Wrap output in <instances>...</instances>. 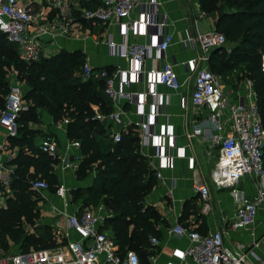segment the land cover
Returning <instances> with one entry per match:
<instances>
[{"label":"built area","instance_id":"built-area-1","mask_svg":"<svg viewBox=\"0 0 264 264\" xmlns=\"http://www.w3.org/2000/svg\"><path fill=\"white\" fill-rule=\"evenodd\" d=\"M56 9L58 18L53 29L56 34L67 35L72 25L82 21L88 23L117 24L118 32L123 37V44H116L113 36L106 38L112 54L127 58L132 66L128 69L117 68L109 73L105 68L94 72V68L85 61L82 75L89 78L99 75L105 78V92L111 98L114 110L107 116L100 117L105 123L112 125L113 142L121 139L122 111L117 107L120 101L126 100L136 105L142 120L137 124L141 137V147L152 140L155 156L161 161L160 167H173V158L168 155L169 149L176 148L174 136L164 114L166 94L157 90L158 85L175 91L180 87L175 62L166 60V51L172 42V34L168 30V22L164 14L159 12L158 0H41ZM32 0H0V33L7 41L17 46V55L24 62H33L43 54L39 34L30 32V25L35 23L37 15L31 8ZM91 5V6H89ZM93 5V6H92ZM137 14V18L132 15ZM45 31V29H44ZM49 34V33H48ZM129 34L147 36L145 43H127ZM187 42L198 50L197 56L186 61L192 74L189 101L197 109L207 112V122L212 133L207 140L206 161L213 160L208 177L193 178V189L203 202L202 211L211 210L210 186L230 190L232 196L239 201L235 213L228 221L230 230L247 228L255 222L259 210L264 208V125L260 111L256 105L255 93L249 80L245 81V90L224 91L219 77L209 69L207 60L213 49L226 45L224 35L216 29L207 32H196ZM146 60L151 61L149 70H144ZM264 70V57H263ZM147 76L148 88L144 92H132L129 88L134 83H143ZM23 93L18 86H11L5 98V106L0 110V128L7 137H15L18 132V115L25 109ZM182 99V106H185ZM147 109V110H146ZM166 117L159 134L155 126L159 117ZM208 129V128H207ZM206 129H194L186 132L192 142L198 136H205ZM40 150L51 160L58 157L57 145L51 136L43 138ZM79 147L77 141L68 144L69 150ZM178 149V148H177ZM77 151L65 154L61 163L65 168L75 170L79 163ZM215 157V158H214ZM150 164V163H149ZM194 158L189 159V167L193 168ZM153 168V166H151ZM161 172L156 178L161 179ZM250 177L255 180L256 192L243 196L239 190V182ZM9 176H2L0 185V202L11 192ZM31 188L46 197L49 192L48 183L36 178L31 181ZM69 189L59 184L55 196L66 204ZM106 216L99 205L92 209L84 207L76 209L67 216L68 231L56 230L58 241L65 239V245L49 249H30L28 251L6 252L0 254V264H140L139 256L134 250H119V246L107 231L99 227ZM79 234V239H70L69 231ZM177 235H187L189 245L183 251H177L180 263L186 259L193 264H246L248 251L243 245L227 246L223 240V231L200 233L195 229L174 226ZM152 247L160 245L157 237L149 238ZM251 254L255 256L252 251ZM155 254L148 257L150 264H155ZM257 264H264L258 261Z\"/></svg>","mask_w":264,"mask_h":264},{"label":"trees","instance_id":"trees-1","mask_svg":"<svg viewBox=\"0 0 264 264\" xmlns=\"http://www.w3.org/2000/svg\"><path fill=\"white\" fill-rule=\"evenodd\" d=\"M200 5L203 12L212 14L208 16L213 18L216 31L226 39L225 46L210 52L209 69L219 78L242 70L241 78L252 84L264 125V0H201ZM85 61L84 52L61 49L24 62L17 55V46L0 33V110L12 86L10 73H15V80L22 85L25 103L18 115V132L8 137L10 147L17 148V153L11 161L16 165L9 175L11 193L0 206V250L6 253L12 244H18L22 251L66 244L65 239L56 242L58 238L50 227L38 223L39 203L44 199L31 188L37 176L48 183L52 194L59 186L54 171L59 158L51 160L40 150L36 144L40 131L29 126L31 122L38 123L40 110H45L54 124L66 121L67 138L79 143L76 178L82 180L94 173L88 187L70 191L71 203L79 204L78 210L101 205L106 216L99 230L109 231L119 250H134L140 264H150L148 257L158 247H152L149 238L160 239L159 227L164 223L160 212L146 201L156 185V172L141 152L137 125L122 128L120 141L113 142L112 125L100 120L114 110L105 92V78L95 74L84 78ZM47 136L50 135L43 138ZM206 229L202 220L195 230L204 234Z\"/></svg>","mask_w":264,"mask_h":264},{"label":"crops","instance_id":"crops-1","mask_svg":"<svg viewBox=\"0 0 264 264\" xmlns=\"http://www.w3.org/2000/svg\"><path fill=\"white\" fill-rule=\"evenodd\" d=\"M30 6L32 11L36 13L37 20L30 25L29 29L30 32L39 34L43 55L56 54L61 49L69 52L80 50L85 53L86 62L94 69L109 68L114 71L117 68L128 69L132 66L127 58L112 54L106 43V38L111 35L116 44H123L124 40L118 32L117 24L86 22V24L72 25L67 35L56 34L55 29H53L58 18L56 9L51 8L41 0L32 1ZM158 9L160 13L164 14L168 22V30L172 34V42L166 51V60L171 63L175 62V71L180 87L172 91L162 85L157 86L159 92L166 94L168 101L164 107V114L167 116L176 144V148L169 149L167 152L173 158V167H160L161 161L155 156V146L152 140L141 147V152L148 159L150 166H153L155 172H161L162 176L161 179L156 178V185L146 197V201L155 206L164 219V223L159 227L162 233L160 245L157 251L153 253L156 256L155 264L180 263L176 257V252L183 251L189 245V239L187 235L175 234L173 227L181 226L186 229H196L202 220L206 224V233L217 230L223 231V240L227 246L243 245L250 251L246 256V264H257L258 261L264 260V208L259 210L253 225L243 229L230 230L228 221L233 217L239 204L230 190L218 189L211 185V210L205 213L202 211L203 202L193 189V178L201 177L204 180L212 168L213 160H205L207 158L206 144L212 131L207 122V112L197 110L189 101L192 74L186 61L196 57L198 50L196 47H192L187 39L197 31L207 32L215 29L214 20L203 13L195 14L194 9L188 6L186 0H158ZM132 17L137 18L136 11ZM148 40L147 36L129 34L127 43H145ZM150 67L151 61L146 60L144 70H149ZM147 88L146 76L143 83H134L129 89L132 92H144ZM224 91L231 93L225 88ZM183 98L186 102L185 106H182ZM117 107L122 111L121 128L132 124L137 125L142 120L134 103L122 100ZM38 118V123L31 122L29 126L40 131L36 138L38 146L44 136L50 135L54 138L58 151L57 158H59V162L57 161L54 165V171L59 184H63L69 189V195L73 189L88 187L92 183L94 173L78 180L75 176V170L65 168L61 163V158L63 159L65 154L77 151L74 148L73 150L68 148L71 141L66 135V121L54 124L52 116L45 110H40ZM165 122L166 117L158 118V123L154 128L155 133L161 132V126ZM194 129H206V133L205 136H198L191 142L186 137V132ZM16 153L17 148L10 147L6 132L0 128V181L2 176H9L14 171L16 165L11 161L16 157ZM191 158H194L195 162L193 168L189 167V159ZM238 188L242 191L243 196L253 195L256 192L255 180L245 177L239 182ZM45 195L44 201L40 202L39 205L44 207L46 203L47 209L52 213V218L48 219V223L55 222L61 231H68L67 216L74 213L75 205L68 198L65 199L66 204H63V200L52 193L48 192ZM193 209H197L196 213H192ZM108 233L111 234L109 231ZM79 237L78 233L69 231L70 239L75 240ZM251 251L255 256L251 254ZM186 264L193 263L186 259Z\"/></svg>","mask_w":264,"mask_h":264},{"label":"rangeland","instance_id":"rangeland-1","mask_svg":"<svg viewBox=\"0 0 264 264\" xmlns=\"http://www.w3.org/2000/svg\"><path fill=\"white\" fill-rule=\"evenodd\" d=\"M32 1L35 2L36 0H32ZM186 1L188 2V6L190 8L192 7L194 9L193 12L195 14L203 13L204 15H212L211 13H208V12L205 13L202 11V8L200 5L201 0H186ZM242 74H243L242 70L238 69L236 71H233V72L226 74L224 76V78H220L223 87L229 92H232L233 90H238V89L245 90V81L246 80L243 77H242L243 79L241 78ZM9 80H10V83L12 84V86H18L20 91L23 93L22 85L15 80V73L9 74ZM37 178L41 179L40 176H37ZM67 198H68V200H71V198H72L71 194L70 195L68 194ZM4 203H5V199L0 202V206L4 205ZM44 205H45L44 207H40L41 211H40V219H39L38 223L39 224H45V225L49 226L50 229L52 230L53 236H54V234L56 235V230H58L59 228H57L58 226L55 224V222L48 223L49 222L48 219L52 218V213L50 212L49 209H47L48 206L46 205V203ZM74 205H75V208L77 209L79 204H74ZM56 242H58V240ZM19 250H21V249L19 248L18 244H12L9 252H16ZM1 253L2 252L0 250V254Z\"/></svg>","mask_w":264,"mask_h":264}]
</instances>
